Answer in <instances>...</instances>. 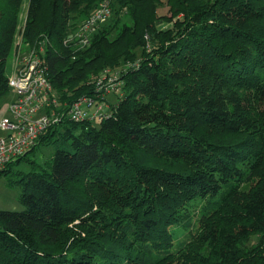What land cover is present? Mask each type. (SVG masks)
Returning a JSON list of instances; mask_svg holds the SVG:
<instances>
[{
  "label": "trees",
  "instance_id": "1",
  "mask_svg": "<svg viewBox=\"0 0 264 264\" xmlns=\"http://www.w3.org/2000/svg\"><path fill=\"white\" fill-rule=\"evenodd\" d=\"M104 1L29 0L21 28L23 0H0V100L17 33L46 42L63 114L106 103L105 71L122 84L14 174L23 210H0V264H264V0H118L88 45L71 41Z\"/></svg>",
  "mask_w": 264,
  "mask_h": 264
},
{
  "label": "built area",
  "instance_id": "2",
  "mask_svg": "<svg viewBox=\"0 0 264 264\" xmlns=\"http://www.w3.org/2000/svg\"><path fill=\"white\" fill-rule=\"evenodd\" d=\"M112 2L113 0L101 2L80 24L70 40H75L81 47L88 45L92 34L111 15ZM46 48L45 41L37 47L29 48L19 36L14 74L8 78L9 88L16 93V99L10 105L12 119L0 123L1 130L6 133L4 137H0V171L34 149L40 137L50 128L59 125L65 115L76 123L103 116L100 111L105 102L98 103L85 97L74 102L65 114L60 111L57 93L47 74L44 60ZM21 51L25 53L20 55ZM121 85L119 75L108 70L97 80L96 90L106 94L107 98L109 94L119 93ZM93 106H96V110L90 111Z\"/></svg>",
  "mask_w": 264,
  "mask_h": 264
},
{
  "label": "rangeland",
  "instance_id": "3",
  "mask_svg": "<svg viewBox=\"0 0 264 264\" xmlns=\"http://www.w3.org/2000/svg\"><path fill=\"white\" fill-rule=\"evenodd\" d=\"M28 2L29 0H23L20 11V17H19L20 26H22L24 23ZM117 2L118 0H113L111 6V15L107 18L106 21H104L99 25L97 30L104 27L105 25H108L114 18H116V13L118 12L117 10L119 7L117 5ZM158 14L167 15L168 8L167 7L160 8L158 10ZM84 19H86V17L80 18V21ZM75 32L73 33V35L75 34ZM17 42H19L18 33L14 39L13 45L11 47V51L6 60L5 74L8 78H11L14 74ZM24 53L25 51H21L20 55H23ZM15 99H16L15 91L9 89V92L6 94V96H4L0 100V123L3 120L12 119V115L10 113V105L14 102ZM116 101L117 99L114 96V94L107 95L105 106H103V110L100 112L106 113L109 108L108 104H113ZM95 110H96V106L90 108V111H95ZM94 123H97V120H95ZM5 134L6 133H4L0 128V137H4ZM55 152L56 149L55 146L53 145H49V146L38 145L33 152L26 155V158L24 160H20L17 164L12 165L10 167L11 168L10 173L7 176L0 177V210L11 211V212H21L23 210V206L20 202L22 189L20 183L16 182L18 176H15L14 174L18 171L23 173L30 172L33 169V167H35L36 165H43L45 162L51 161V159L54 157ZM31 162H34L35 165H33Z\"/></svg>",
  "mask_w": 264,
  "mask_h": 264
},
{
  "label": "crops",
  "instance_id": "4",
  "mask_svg": "<svg viewBox=\"0 0 264 264\" xmlns=\"http://www.w3.org/2000/svg\"><path fill=\"white\" fill-rule=\"evenodd\" d=\"M25 20V19H24ZM19 36V35H18ZM26 46V45H25ZM116 97V96H115Z\"/></svg>",
  "mask_w": 264,
  "mask_h": 264
}]
</instances>
